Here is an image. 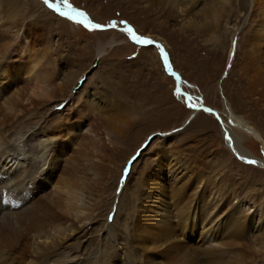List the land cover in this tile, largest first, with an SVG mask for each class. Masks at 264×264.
I'll use <instances>...</instances> for the list:
<instances>
[{"label":"bare ground","instance_id":"bare-ground-1","mask_svg":"<svg viewBox=\"0 0 264 264\" xmlns=\"http://www.w3.org/2000/svg\"><path fill=\"white\" fill-rule=\"evenodd\" d=\"M126 1L172 8L178 17L197 27L190 18L199 0ZM202 1L200 16L206 18V3L211 14L206 30L210 32L229 12L226 8L230 0ZM254 7L251 17L263 24L264 0H254ZM256 10L263 13L262 18H258L260 12ZM16 11L11 6L6 14L13 16ZM23 23L24 18L13 21L8 31L9 42L18 44L15 53L22 59L20 66H13V56L2 77L10 86L13 78L17 82L31 80L30 94L36 98H25L20 92L22 100L3 97L0 103V264H264V227L257 234H249L255 227L254 216L264 217V197L233 192L243 173L230 168L232 172L220 175L224 170L217 168L224 167L223 156L230 157L232 163L240 160L237 163L246 167L250 165L241 161L260 163L244 148L242 137L249 132L241 119L231 114L233 124L223 125L221 133L207 128L209 138L203 142L199 137L185 144L176 139L178 146L173 143V150L167 147L170 141L163 139L161 150L149 156L146 164L147 155L141 154L143 165L129 169L113 191L119 198L113 219H108L112 210H99L112 204L111 199H104L105 191L108 195L111 192L107 186L109 164L96 168V163L79 150H71L67 156L65 148L70 147V142L65 134H76L84 127L91 135L83 138L89 136L103 143V130L118 141L129 118H122L119 106L102 109V104H98L95 118L88 115L90 109L77 120L68 119L65 111L52 112L54 119L45 114L43 109L59 95L63 84L39 68V61L30 58L33 48L22 31ZM25 46L30 54L22 57ZM81 96L75 97V102ZM90 103L88 99L79 107H89ZM33 108L37 119L42 113L39 123L32 122ZM216 142L220 155L209 160L201 148L212 149ZM224 143L229 156L219 150H226ZM195 170H204L214 179L211 183L197 179L185 198L183 193L189 188H184ZM163 192L167 202L160 197Z\"/></svg>","mask_w":264,"mask_h":264},{"label":"rangeland","instance_id":"rangeland-1","mask_svg":"<svg viewBox=\"0 0 264 264\" xmlns=\"http://www.w3.org/2000/svg\"><path fill=\"white\" fill-rule=\"evenodd\" d=\"M50 2L56 3L57 0ZM202 2L197 1L196 10L190 18L196 22V27L194 23L188 24L187 19L178 17V12L175 13L172 8L166 10L146 1L141 5L126 0H68L72 7L86 12L95 23L107 25L112 21L117 22L115 29L88 30L59 15L44 0H0V103L3 97L4 100L10 97L22 100L20 92L25 98H36L30 94L31 80L17 82L13 78V85L10 86L7 79L2 77L13 56V66H20L22 59L15 53L18 44L9 42L8 31L13 21L24 18L22 31L33 48L30 58L39 61V68L45 69L47 74L63 84L59 95L43 109L45 114L54 119L52 112L65 111L68 119L77 120L85 117L86 110L90 109L88 115L95 118L100 109L98 104H102V109L119 106L122 118H129L118 141L102 129L103 143L89 136L83 138L84 135H91L84 127L79 128L76 134L68 131L65 134L70 142V147L65 148L67 156L71 150H79L80 154H85L96 163V168L109 164L110 180L107 186L111 192L108 195V191H105L104 199H111L112 204L110 208L102 206L99 210L106 209L107 213L112 210L108 219H113L112 213L116 211L113 209L119 198L118 195L115 197L113 191L129 169L131 171L133 166L143 165L140 163L141 154L147 155L146 164L149 156L161 150L163 139L170 141L167 147L170 146L172 150L173 143L178 146L176 139L185 144L199 137L198 140L203 142L209 138L206 136L207 128L221 133L223 125L233 124L231 114L241 119L242 126L249 132L247 137H242L245 138L244 148L260 163L241 161L244 165H250L246 167L237 163L240 160L232 163L230 157L223 156L224 167L217 165V168L224 170L220 175L225 171L232 172L233 169L228 170L230 168L241 170L243 178L237 181L233 192L244 191L256 198L264 197V23L256 22L251 17L255 11L254 0H230L226 8L229 12L223 14L225 16L216 29L208 32L206 28L207 23H211V14L205 3L206 18L200 16ZM11 6L17 11L15 15L8 16L6 12L10 11ZM262 14L260 12L258 18H262ZM120 21H127L138 35L156 43L136 44L127 32L122 31L125 25ZM233 41H236L235 50ZM156 45L163 47L172 70L186 82L180 84V91L184 95L177 97L174 94L177 83L168 73L160 47ZM29 54V48L25 46L22 57ZM16 90L18 93L13 95ZM101 93L103 95L98 99ZM79 96L80 99L75 102L74 98ZM88 99H91L89 107H79ZM189 103L197 107L190 108ZM205 109H211V112ZM41 116L39 112L37 119L33 108L32 122H41ZM64 128L66 131L67 126L64 125ZM169 135L174 137L173 140L167 138ZM73 136L75 138L71 139ZM216 143L212 149L201 148L205 149L209 160L220 155L216 149L219 144ZM225 148L219 150L226 151L229 156V149L227 146ZM61 158L63 161L66 159L65 156ZM198 172L193 171V178L184 188L189 189L183 193V197L188 198L197 179L209 183L214 179L204 170ZM93 177L96 178L95 175ZM160 197L167 202L164 192ZM254 209L252 207L251 211ZM261 216H254L252 224L256 228L250 235L259 233V228L264 227V217L259 220Z\"/></svg>","mask_w":264,"mask_h":264},{"label":"snow or ice","instance_id":"snow-or-ice-1","mask_svg":"<svg viewBox=\"0 0 264 264\" xmlns=\"http://www.w3.org/2000/svg\"><path fill=\"white\" fill-rule=\"evenodd\" d=\"M44 3L51 9H54L55 12L59 13V15H61L62 17H66L69 20L82 25L85 29L88 30H104V29H115L117 27V22L116 21H112L107 25H104L102 23H95L93 22L88 14L84 11H81L77 8L72 7L71 4L68 3V0H57L56 3H51L50 0H44ZM61 4H63V8L61 7ZM121 24H124L125 27L122 29V31H125L128 33L129 37L131 38L132 41H134L136 44H140V45H154L156 42L147 38V37H143L140 36L136 33V31L130 26L128 25L127 21H120ZM157 47H160L161 49V53L164 59V63L167 66V70L169 71V73L172 76H175L178 82V86L176 88L175 91V95L177 97L184 95V93H182L180 91V87L179 84L182 83H186L185 81H182L181 78L179 77V75L177 73H175L174 71H172L171 68V64L169 63V58H168V54L164 51L163 47L161 45H156ZM235 46H236V41H233V49L235 50ZM189 100H191V97H189ZM188 107L190 108H194L197 107V105L193 104V103H189ZM205 111L211 112V109H205ZM229 141H231V138H228ZM248 163H256V161L254 160H250L248 161Z\"/></svg>","mask_w":264,"mask_h":264},{"label":"water","instance_id":"water-1","mask_svg":"<svg viewBox=\"0 0 264 264\" xmlns=\"http://www.w3.org/2000/svg\"><path fill=\"white\" fill-rule=\"evenodd\" d=\"M173 71V70H172ZM169 72V71H168ZM176 73V72H175ZM175 79H176V77L175 76H173ZM176 81H177V79H176ZM178 83V82H177ZM179 87H180V84H179Z\"/></svg>","mask_w":264,"mask_h":264}]
</instances>
